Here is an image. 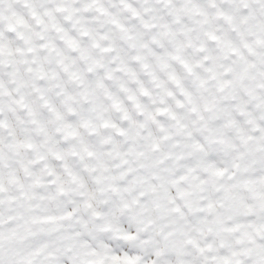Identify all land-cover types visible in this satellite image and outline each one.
I'll list each match as a JSON object with an SVG mask.
<instances>
[{"label": "snow or ice", "instance_id": "obj_1", "mask_svg": "<svg viewBox=\"0 0 264 264\" xmlns=\"http://www.w3.org/2000/svg\"><path fill=\"white\" fill-rule=\"evenodd\" d=\"M0 264H264V0H0Z\"/></svg>", "mask_w": 264, "mask_h": 264}]
</instances>
